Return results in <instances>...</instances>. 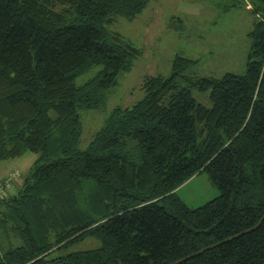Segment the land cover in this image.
I'll return each instance as SVG.
<instances>
[{"label": "trees", "instance_id": "1", "mask_svg": "<svg viewBox=\"0 0 264 264\" xmlns=\"http://www.w3.org/2000/svg\"><path fill=\"white\" fill-rule=\"evenodd\" d=\"M241 2L244 76L186 77L196 61L177 56L81 148V112L142 55L110 28L148 1L0 0V162L38 155L0 182V264H264V0ZM204 172L220 195L190 208L178 190ZM88 238L99 246L61 253Z\"/></svg>", "mask_w": 264, "mask_h": 264}, {"label": "rangeland", "instance_id": "2", "mask_svg": "<svg viewBox=\"0 0 264 264\" xmlns=\"http://www.w3.org/2000/svg\"><path fill=\"white\" fill-rule=\"evenodd\" d=\"M147 1L145 10L134 20L119 18L110 28L141 50L142 55L134 61L129 72L119 77L118 86L107 91L106 101L99 110L81 112V148L88 144L96 130L102 128L114 109L130 107L144 97L140 88L145 77H169L177 56L196 61L182 71L186 77L222 78L226 73L246 74L251 47L248 33L253 17L245 2L233 7V0ZM97 70L92 69L79 82L93 77ZM179 81L186 85L184 79L179 78ZM191 91L198 103L211 107L207 92L196 88ZM37 158V154L27 153L19 159L1 161L0 182L14 172L20 174L23 182ZM16 190V187L10 190L9 195L15 194ZM178 195L190 208H198L217 198L220 191L204 172L182 186ZM98 246L97 240L88 238L61 253Z\"/></svg>", "mask_w": 264, "mask_h": 264}, {"label": "built area", "instance_id": "3", "mask_svg": "<svg viewBox=\"0 0 264 264\" xmlns=\"http://www.w3.org/2000/svg\"><path fill=\"white\" fill-rule=\"evenodd\" d=\"M11 184L9 182L5 183L2 187H0V197L5 195V191L10 188Z\"/></svg>", "mask_w": 264, "mask_h": 264}]
</instances>
